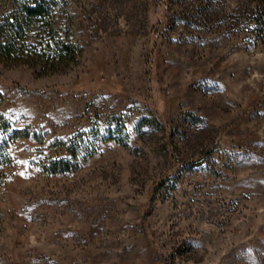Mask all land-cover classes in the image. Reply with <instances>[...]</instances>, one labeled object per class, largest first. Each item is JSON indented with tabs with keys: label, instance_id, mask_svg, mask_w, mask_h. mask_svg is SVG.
I'll use <instances>...</instances> for the list:
<instances>
[{
	"label": "rangeland",
	"instance_id": "obj_1",
	"mask_svg": "<svg viewBox=\"0 0 264 264\" xmlns=\"http://www.w3.org/2000/svg\"><path fill=\"white\" fill-rule=\"evenodd\" d=\"M66 1L77 64L0 60V115L44 138L12 146L0 264H264L262 0ZM108 118L126 119L130 148L43 172Z\"/></svg>",
	"mask_w": 264,
	"mask_h": 264
},
{
	"label": "trees",
	"instance_id": "obj_2",
	"mask_svg": "<svg viewBox=\"0 0 264 264\" xmlns=\"http://www.w3.org/2000/svg\"><path fill=\"white\" fill-rule=\"evenodd\" d=\"M66 2L0 0V60L28 66L39 75L63 73L77 64L83 45L76 35L73 17H68ZM257 23L264 33V17L258 18ZM4 101L5 96L0 91V106ZM139 121L140 130L155 124V120L146 117ZM129 137L126 119L108 118L106 127L95 125L88 133L82 132L67 142H60L56 155L46 156L40 167L48 175L75 172L104 143L115 142L130 148ZM20 139L44 142L30 126L16 127L9 118L0 115V187L13 165L12 146Z\"/></svg>",
	"mask_w": 264,
	"mask_h": 264
}]
</instances>
